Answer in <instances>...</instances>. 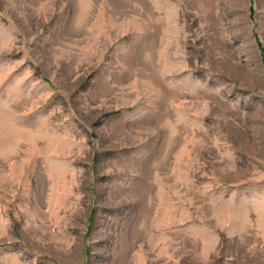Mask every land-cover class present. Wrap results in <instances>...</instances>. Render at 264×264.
I'll return each mask as SVG.
<instances>
[{"label": "rangeland", "instance_id": "1", "mask_svg": "<svg viewBox=\"0 0 264 264\" xmlns=\"http://www.w3.org/2000/svg\"><path fill=\"white\" fill-rule=\"evenodd\" d=\"M164 260L264 264V0H0V264Z\"/></svg>", "mask_w": 264, "mask_h": 264}]
</instances>
